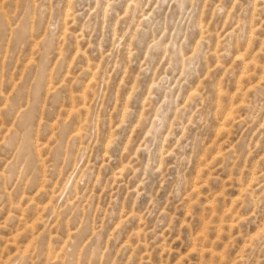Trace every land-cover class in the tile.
<instances>
[{
	"label": "rangeland",
	"instance_id": "obj_1",
	"mask_svg": "<svg viewBox=\"0 0 264 264\" xmlns=\"http://www.w3.org/2000/svg\"><path fill=\"white\" fill-rule=\"evenodd\" d=\"M261 209L260 0H0V264H264Z\"/></svg>",
	"mask_w": 264,
	"mask_h": 264
},
{
	"label": "clouds",
	"instance_id": "obj_2",
	"mask_svg": "<svg viewBox=\"0 0 264 264\" xmlns=\"http://www.w3.org/2000/svg\"><path fill=\"white\" fill-rule=\"evenodd\" d=\"M261 9L264 10V0H260ZM245 212H251L255 214L252 202L250 201L247 208L244 209ZM261 211H264V209H261Z\"/></svg>",
	"mask_w": 264,
	"mask_h": 264
},
{
	"label": "bare ground",
	"instance_id": "obj_3",
	"mask_svg": "<svg viewBox=\"0 0 264 264\" xmlns=\"http://www.w3.org/2000/svg\"><path fill=\"white\" fill-rule=\"evenodd\" d=\"M228 114H229V113H228ZM224 119H225V118H224ZM224 119H223V120H224Z\"/></svg>",
	"mask_w": 264,
	"mask_h": 264
}]
</instances>
